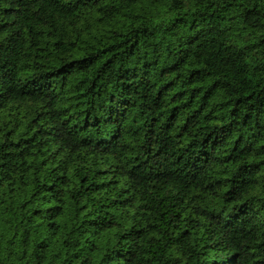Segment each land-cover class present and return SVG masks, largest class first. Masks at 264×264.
Returning a JSON list of instances; mask_svg holds the SVG:
<instances>
[{
	"label": "trees",
	"instance_id": "16d2710c",
	"mask_svg": "<svg viewBox=\"0 0 264 264\" xmlns=\"http://www.w3.org/2000/svg\"><path fill=\"white\" fill-rule=\"evenodd\" d=\"M0 264H264V0H0Z\"/></svg>",
	"mask_w": 264,
	"mask_h": 264
}]
</instances>
